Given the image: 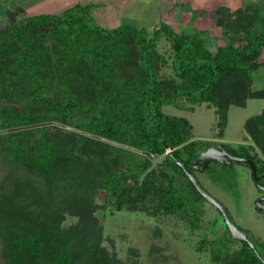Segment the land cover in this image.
Segmentation results:
<instances>
[{"label": "trees", "instance_id": "obj_1", "mask_svg": "<svg viewBox=\"0 0 264 264\" xmlns=\"http://www.w3.org/2000/svg\"><path fill=\"white\" fill-rule=\"evenodd\" d=\"M92 7L75 2L60 15L18 18L19 7L0 25L3 264H128L102 245L96 213L108 199L115 210L177 215L200 228L206 199L176 162L194 173L200 150L192 124L162 106H212L222 136L230 105L264 100V88L251 89V73L264 65V0L217 6L214 23L225 42L213 51L197 34L164 21L151 33L133 24L104 28ZM161 36L170 42L172 76L160 73ZM243 128L252 144L230 146L231 153L251 160L264 185V110ZM179 177L185 192L175 183ZM100 192L102 203L95 201ZM67 217L75 221L65 226ZM223 223L222 232L197 247L207 249L210 264H263ZM256 241L264 259V238Z\"/></svg>", "mask_w": 264, "mask_h": 264}, {"label": "rangeland", "instance_id": "obj_2", "mask_svg": "<svg viewBox=\"0 0 264 264\" xmlns=\"http://www.w3.org/2000/svg\"><path fill=\"white\" fill-rule=\"evenodd\" d=\"M73 1L40 0L38 3L36 0H0V25L8 21V10L14 11L20 7L18 18L39 13L60 15ZM256 1L259 0H192V3L190 0H75L80 4L92 3L91 14L104 28L133 24L145 27L151 33L164 21L177 31L197 34L212 51L225 42L221 28L214 23L213 10L219 5L234 9ZM29 2L32 8L27 7ZM17 3L20 6H15ZM157 50L165 58L161 75L172 76L170 42L161 36ZM259 61L264 64V49ZM251 76V89L264 88V65L254 70ZM262 110L263 99H248L245 107L230 105L223 135L218 136L214 107L201 104L189 110L168 104L162 106L163 112L184 116L192 124L193 137L200 152L219 144L231 147L239 143L252 144L243 123L247 117ZM260 157L264 159L262 154ZM161 159L162 156L155 157L153 164ZM194 175L205 191L227 209L232 222L246 232L250 240L257 242V239L264 238V212L255 207V199L261 192L247 165L232 163L221 166L211 162L204 170L195 168ZM175 183L180 191L185 192L183 178H177ZM105 197L100 192L95 201L102 203ZM104 210L96 213L103 227L102 245L128 264H210L207 249L198 250L197 247L202 238L208 240L222 232L224 225L222 215L207 201L199 207L200 228L195 230L190 229L177 215L152 217L139 211L115 210L112 199H108ZM74 221V217H67L63 224L66 226ZM3 262L0 255V264Z\"/></svg>", "mask_w": 264, "mask_h": 264}, {"label": "water", "instance_id": "obj_3", "mask_svg": "<svg viewBox=\"0 0 264 264\" xmlns=\"http://www.w3.org/2000/svg\"><path fill=\"white\" fill-rule=\"evenodd\" d=\"M50 123H53V122H50ZM41 124H49V122L48 123H41ZM126 147L130 148L134 151H138L139 153H142L144 155L154 157V155L149 153V152L137 150V149H134V148H131L128 146H126ZM186 159H187V155H185V157H184V160H186ZM176 162L183 169L185 175L188 177V179L194 185L196 190L201 194V196H203L207 202H209L211 205H213L216 209H218L220 211V213L224 219V222H225L227 228L229 229V231L231 233L232 239L245 240L250 245V247L254 250V252H255L256 256L259 258V260L262 261L264 264V259L262 258L260 253L257 251L255 245L248 238L246 232L239 229L238 226L232 222L227 209L220 202H218L215 198L211 197L205 191V189L202 187L200 182L197 180V178L194 175V173L192 172V170L190 168H188L185 165V163L179 162V161H176ZM211 162H217L221 166L230 165L232 163H245V164L249 165V167L251 168V174H252L253 181L257 184L258 188L264 189L259 183V177L260 176L257 175L256 168H255L253 162L247 158L237 157V156L232 155L229 152V150L225 147L224 144H219L217 147L207 148L206 150L200 152L198 157L193 161V165L195 166V168H199L202 170L203 168L207 167L209 165V163H211ZM261 176H264V174ZM256 206L259 207V209H263L262 204H261V199H257Z\"/></svg>", "mask_w": 264, "mask_h": 264}, {"label": "flooded vegetation", "instance_id": "obj_4", "mask_svg": "<svg viewBox=\"0 0 264 264\" xmlns=\"http://www.w3.org/2000/svg\"><path fill=\"white\" fill-rule=\"evenodd\" d=\"M217 147V146H216ZM225 147L229 150V152L231 153V149H230V146L229 145H225ZM232 154V153H231ZM194 161V160H193ZM193 161H192V164H191V166H192V169L193 170H195V166L193 165ZM210 164V163H209ZM249 167V166H248ZM206 168V167H205ZM249 169H250V173H251V168L249 167ZM203 170H204V168H203ZM251 176H252V174H251ZM262 177V176H261ZM253 179V178H252ZM255 183V182H254ZM256 184V183H255ZM261 185V184H260ZM256 186H257V184H256ZM263 188H264V185H261ZM257 188H258V186H257ZM259 190H260V195L255 199V207L256 208H258L259 209V207H257L256 206V201H257V199H261V204H262V207H263V209H259L260 211H263L264 212V189H260V188H258ZM239 228V227H238Z\"/></svg>", "mask_w": 264, "mask_h": 264}, {"label": "crops", "instance_id": "obj_5", "mask_svg": "<svg viewBox=\"0 0 264 264\" xmlns=\"http://www.w3.org/2000/svg\"><path fill=\"white\" fill-rule=\"evenodd\" d=\"M33 1V0H32ZM39 1L40 0H36V2H38L39 3ZM35 2V3H36ZM190 2L192 3V0H190ZM73 3H75V0L73 1ZM32 4H30V2L27 4V7H30V8H32V6H31ZM15 6H20V3H17ZM21 6H22V4H21ZM35 6V5H34ZM167 23V22H166ZM171 26V25H170Z\"/></svg>", "mask_w": 264, "mask_h": 264}]
</instances>
